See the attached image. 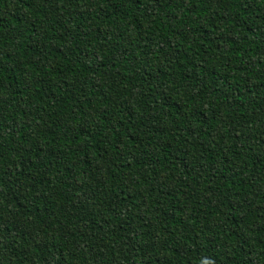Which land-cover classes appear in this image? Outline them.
<instances>
[{
    "label": "trees",
    "instance_id": "1",
    "mask_svg": "<svg viewBox=\"0 0 264 264\" xmlns=\"http://www.w3.org/2000/svg\"><path fill=\"white\" fill-rule=\"evenodd\" d=\"M0 264H264V0H0Z\"/></svg>",
    "mask_w": 264,
    "mask_h": 264
}]
</instances>
